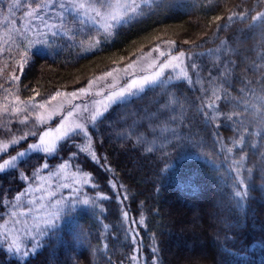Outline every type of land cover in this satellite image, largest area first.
I'll return each mask as SVG.
<instances>
[{"label":"trees","instance_id":"16d2710c","mask_svg":"<svg viewBox=\"0 0 264 264\" xmlns=\"http://www.w3.org/2000/svg\"><path fill=\"white\" fill-rule=\"evenodd\" d=\"M259 13L264 0H154L90 53L71 30L46 48L0 53L2 105L9 96L46 101L77 91L165 43L203 52L194 85L163 82L97 121L99 162L77 149L75 135L51 157L35 153L0 173V221L43 163L71 160L91 175L87 192L107 197L99 208L67 213L24 260L0 249V264H133L136 248L143 264H264V119L250 108L264 97V24L252 19ZM227 153L244 159L243 177Z\"/></svg>","mask_w":264,"mask_h":264},{"label":"rangeland","instance_id":"374dc122","mask_svg":"<svg viewBox=\"0 0 264 264\" xmlns=\"http://www.w3.org/2000/svg\"><path fill=\"white\" fill-rule=\"evenodd\" d=\"M153 1L135 0L139 7L135 12H132L131 8H125V5L130 6L133 0H75L76 3H84L86 8L79 10L78 14H67L64 26L58 29L54 36L51 32L45 36H38L35 30L28 31L23 27L28 21L20 20V13H17L14 18L15 24L10 23L5 20V15H7L5 13L0 17V53L7 55L18 49L20 45L28 49L46 48L50 43L57 44L55 42L59 38V40L70 38L67 34L69 30L75 35L82 34L83 40H80L81 43L78 46L83 53H90L109 43L119 27L135 19L142 9L151 5ZM86 26H88L87 30L77 29V27L82 29ZM16 29H20V31H16ZM181 52L184 53L183 57H180ZM202 54L201 51H180L176 49L174 44L165 43L148 53L142 54L124 67L101 74L82 89L62 92L59 93L60 95L55 94L53 96L55 99L52 97L46 101L36 99L28 101L9 96L0 105V166H3L0 173L17 167L20 162L35 153L42 154L45 158L51 157L61 143L75 135L81 136V141L76 146L77 149H84L81 151L92 159L95 155V160L99 162L91 139V131L97 121L112 106L139 96L163 82L181 80L194 85L195 81L199 80V60ZM165 64H168L169 67L164 68L159 77H155V73L160 72ZM130 65L132 67H129ZM145 77H155V79L145 81ZM134 80L137 81L136 86L129 89V92L134 93L133 95L125 93L124 98L108 99L113 93L128 89ZM72 93H76V96H73ZM245 104L248 105V103ZM250 108L256 116L261 115L264 119V104L255 103ZM208 109L218 113L214 101H210ZM94 116L95 120H93ZM78 124L83 125L84 131L76 128ZM58 128L61 129L59 133L56 131ZM66 130L69 132L67 136L63 135ZM45 131L51 133L46 139L55 143V151L43 153L31 150L29 145L38 144L39 137ZM85 131L87 135H85ZM31 132L36 134L32 135ZM13 140L17 142L12 143ZM21 145L24 146L21 147ZM12 150L13 152H11ZM20 152H24L22 157H19ZM6 154L8 155L3 157ZM227 154L226 159L232 165V170L235 171L239 168L238 172L242 176L244 159H233L229 153ZM13 156L18 157L15 161V167L11 163L5 164L6 161H11ZM234 161H240V164L237 165ZM44 164L35 171L32 177L24 178L26 185L21 192L24 195L20 196L19 201H16V197L21 193L8 202L7 211L0 221V249H4L11 256L20 260L34 255L41 248L43 240L50 232L60 227L67 219V213L75 209L99 208L100 200L105 197L101 194L92 196L87 192V188L95 187L92 177L89 173L81 170L79 166L73 164L71 160L62 161L55 168H49V166L45 168ZM85 179H87V183L83 182ZM65 184L68 187H62ZM111 184L114 192L118 190V201L123 204L124 191L119 190L114 180H111ZM73 188L79 189V192L74 194ZM77 195L79 200L75 199ZM41 197H43L42 200ZM62 197L63 199H61ZM84 199L89 200L88 205L82 203ZM31 200H35V209H39L41 203L45 205L44 209L39 211L34 209L29 212V209L34 208L32 204L28 203ZM58 200L61 201L59 204H57ZM13 204H16L17 207L13 208ZM52 205H55V208ZM13 211L17 213L15 217L11 215ZM20 212L29 214L21 216L19 215ZM52 213H56L57 218H53ZM17 220L20 223H17ZM45 220L51 222L45 223ZM5 236H7V240H5ZM17 245H19L21 252L27 246V250L31 254L27 257L20 256L15 252ZM137 249L135 255L138 256V259L133 260V264H143V256Z\"/></svg>","mask_w":264,"mask_h":264},{"label":"snow or ice","instance_id":"6c2138e0","mask_svg":"<svg viewBox=\"0 0 264 264\" xmlns=\"http://www.w3.org/2000/svg\"><path fill=\"white\" fill-rule=\"evenodd\" d=\"M147 2V0H145ZM131 8L132 12H135L136 9L139 7L135 3V0H133L132 4L125 5V8ZM86 5L84 3H76L75 0H0V13H3L6 11L7 15H5V20H8L10 23L15 24L16 20L14 19L17 15V13H20L19 16L20 20H26L28 21L27 24L23 25L24 28H26L28 31L35 30L38 36H45L48 34V32H51V34L54 36L56 35V32L58 29L62 28L65 24V17L69 13L78 14L79 10L85 9ZM97 15H99V12H97ZM115 19V17H114ZM231 19V17H229ZM253 20H258L262 24H264V13H259L258 15L252 17ZM82 22V21H81ZM16 31H20V29H16ZM184 53H180V57H183ZM178 59V58H174ZM129 67H132L131 65ZM169 67L168 64H165L160 72L155 73V77H159L161 73L163 72L164 68ZM195 67V65H193ZM108 75H111V73H108ZM155 77H145V81H148L149 79L154 80ZM137 81H133L132 84L128 86V89H124L120 92L113 93L111 96L108 97L109 100H112L113 98H124L125 93H128L129 95H133L134 93L129 92V89L136 86ZM57 95H60L57 93ZM73 96H76V93H72ZM218 98V97H217ZM55 99V97H53ZM262 104H264V97L257 98ZM87 110V109H85ZM13 111H16V109H13ZM93 120H95V116L93 117ZM76 128L80 129L81 131H84L83 125H76ZM56 131L59 133L61 131L60 128L56 129ZM74 131V130H73ZM30 134L35 135V132H31ZM69 132L66 130L63 135L67 136ZM51 135L50 132L45 131L40 137H39V143H33L29 145V148L31 150L41 151L43 153H52L55 151V143L53 141H49L46 138ZM85 135H87V132L85 131ZM23 138V137H21ZM16 140H13L12 143H16ZM242 142V141H241ZM82 151L84 149H81ZM151 151V149H149ZM229 152L232 151L231 148L228 149ZM24 155V152L19 153V157H22ZM18 157L13 156L11 161H6L5 164L11 163L13 167H15V161ZM93 159L95 160L96 157L93 155ZM235 164L239 165L240 161H234ZM44 167L47 168V163L44 164ZM3 169V166H0V170ZM239 171V168H237V172ZM84 183H87V179L83 181ZM241 184L244 183L243 180L240 181ZM115 187V185H113ZM62 187H68V185H62ZM39 190V189H37ZM73 193H78L79 189L73 188ZM24 195L21 193L16 197V201L20 200V196ZM237 195H240V193H237ZM104 199H107V197H103ZM127 197H125L126 199ZM41 200L43 197L40 198ZM63 199V197L61 198ZM76 200H79V196H75ZM61 201H57V204H59ZM29 204H32L34 206L33 209H29V212H32L35 209V200H31L28 202ZM83 204L88 205L89 200L84 199L82 201ZM17 207L16 204H13V208ZM45 205L41 203L39 205V209H35L36 211H39L40 209H44ZM53 208H55V205H52ZM29 213L20 212L19 215L21 216H27ZM12 216H16L17 213L15 211L12 212ZM53 218H57L56 213L51 214ZM35 218V217H34ZM124 218L128 219V213L124 212ZM17 223H20L19 220L16 221ZM45 223H50V220H45ZM144 217L143 215L139 218V225H144ZM136 221H131L130 224L132 227H130L129 231L132 232V236L130 237L133 241L136 240V237L139 235L138 232L135 231ZM27 231V229H26ZM5 240H7V236H5ZM37 243H39L37 241ZM11 250V249H10ZM138 251V249H137ZM155 251V249H153ZM15 252L18 253L22 257H27L31 253L27 250V246L25 247V250L21 252L19 245L16 246ZM132 260H137L138 256L134 255L131 257ZM155 264V262H153Z\"/></svg>","mask_w":264,"mask_h":264}]
</instances>
